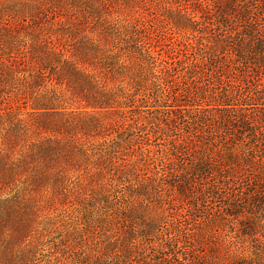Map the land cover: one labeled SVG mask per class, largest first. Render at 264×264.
Here are the masks:
<instances>
[{"label":"rangeland","instance_id":"374dc122","mask_svg":"<svg viewBox=\"0 0 264 264\" xmlns=\"http://www.w3.org/2000/svg\"><path fill=\"white\" fill-rule=\"evenodd\" d=\"M112 1L113 7L97 10L82 5L81 14L90 26L92 15H102L126 36L114 51L127 47L139 57L144 46L156 63L142 64L139 57L133 71L146 89L131 90L132 103L118 90L106 131L90 139L101 154L106 150L98 163L108 168L88 180L84 198L52 213L48 244L64 243L68 264H264V68L256 72L253 64L261 46L247 38L249 67L225 60L221 77L210 78L215 87L240 82L243 95L232 96L233 109H197L208 108L209 99L198 105L186 91L193 88L183 78L189 73L174 70L183 68V50L162 15L188 7L202 21L207 5L235 14L239 7L232 0ZM257 2L263 22L264 0ZM79 31L91 35L88 25ZM208 78L197 76L198 85L207 88Z\"/></svg>","mask_w":264,"mask_h":264},{"label":"trees","instance_id":"16d2710c","mask_svg":"<svg viewBox=\"0 0 264 264\" xmlns=\"http://www.w3.org/2000/svg\"><path fill=\"white\" fill-rule=\"evenodd\" d=\"M77 1L0 0V264H68L65 244H48L51 215L73 198H84L88 180L107 170L98 163L106 150L101 154L90 139L106 131L109 111L119 101L118 90L132 103L129 97L136 93L130 91L146 89L133 71L139 57L142 64L156 63L144 46L137 48L139 57L127 52V47L114 51L126 36L114 31L102 15H92L90 26L81 14L92 6L95 10L113 7L115 1L96 0V5L93 0ZM232 1L240 14L234 8L224 12L207 5L202 21L188 7L162 11L183 50V68L174 70L189 73L182 75L193 83L186 91L198 105L209 99L208 108L197 109L230 111L232 96L240 100L239 81L227 80V88L221 81L215 87L210 78L221 77L225 60L239 59L249 67L253 61L243 50L247 38L261 46L258 63L253 62L256 72L264 68V17L263 22L258 20L259 4ZM87 3L91 6L83 8ZM86 25L91 35L76 32ZM134 27L139 32L144 25ZM199 75L209 76L207 88L198 85ZM234 117L227 116L232 125ZM243 121L251 127L249 119ZM257 151L253 154L259 157Z\"/></svg>","mask_w":264,"mask_h":264}]
</instances>
